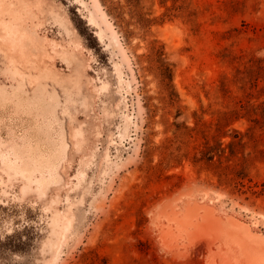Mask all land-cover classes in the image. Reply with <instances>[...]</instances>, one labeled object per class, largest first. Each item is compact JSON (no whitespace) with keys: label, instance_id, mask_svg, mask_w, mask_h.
Segmentation results:
<instances>
[{"label":"rangeland","instance_id":"rangeland-1","mask_svg":"<svg viewBox=\"0 0 264 264\" xmlns=\"http://www.w3.org/2000/svg\"><path fill=\"white\" fill-rule=\"evenodd\" d=\"M0 264H264V0H0Z\"/></svg>","mask_w":264,"mask_h":264},{"label":"trees","instance_id":"trees-1","mask_svg":"<svg viewBox=\"0 0 264 264\" xmlns=\"http://www.w3.org/2000/svg\"><path fill=\"white\" fill-rule=\"evenodd\" d=\"M106 12L109 16L114 19V22H116L115 25L122 27L126 36H128L130 30L127 28L128 23L124 21L123 10L121 9V7L119 5L110 4V6L106 9ZM133 13L137 14L134 11ZM140 21L143 22V25H147L150 22V19L140 15ZM154 54V60L157 62V73L160 77V82L163 88L167 91L170 101H173L174 98L177 96V93L172 83L173 66L165 58L162 48L156 47L154 49Z\"/></svg>","mask_w":264,"mask_h":264},{"label":"bare ground","instance_id":"bare-ground-1","mask_svg":"<svg viewBox=\"0 0 264 264\" xmlns=\"http://www.w3.org/2000/svg\"><path fill=\"white\" fill-rule=\"evenodd\" d=\"M96 34L99 36L100 39H102V34H101L100 31L97 30V31H96ZM241 243H244V244H245V242H241ZM241 243H240V245H241ZM241 246H242V245H241ZM241 246H240V247H241ZM244 246H245V245H244ZM244 246H243V247H244Z\"/></svg>","mask_w":264,"mask_h":264}]
</instances>
